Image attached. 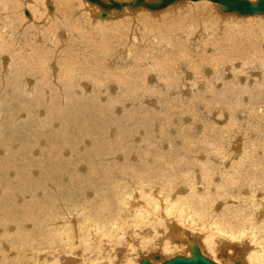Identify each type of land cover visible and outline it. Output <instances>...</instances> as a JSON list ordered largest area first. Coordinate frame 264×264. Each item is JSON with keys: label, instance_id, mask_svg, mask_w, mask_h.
<instances>
[{"label": "bare ground", "instance_id": "6f19581e", "mask_svg": "<svg viewBox=\"0 0 264 264\" xmlns=\"http://www.w3.org/2000/svg\"><path fill=\"white\" fill-rule=\"evenodd\" d=\"M31 1L32 4L28 0H0V11H3L0 12V85L6 89L9 87L12 94H17L19 88L25 95H37L29 100L31 103L26 99L10 97L17 103L20 101L18 103L20 109L17 112L13 110V114L7 115L6 122L9 125L3 131H9L14 121L17 123L29 115L30 110L27 113L23 110L34 105L38 108L42 106L40 108L42 110L47 101L48 104L43 111L38 110V115L44 114V120L37 118V121L46 122L45 119H48L52 123L53 120H60L65 125L63 124L61 132L54 131L53 134L40 127L41 135L36 136L32 129L35 126L26 121L23 126L27 133L24 129L14 130L7 137H0V156L2 157L9 149L6 156L0 159L2 178L9 183L0 197V264H73L76 258L74 260L72 256L66 258L60 251L61 245L65 244L68 245L67 252L81 254L79 251L83 250L89 257L93 254L91 261L102 258L98 256L104 246L110 248L109 253L113 254L106 257L107 264L113 260L119 264L133 262L138 264L141 257H147L143 255L135 260L137 256L143 254L147 244L156 245V241H151L152 239L148 237L151 231L155 233V238L160 237L163 240L158 241L156 246L160 258L153 261L155 264L164 259L162 254L165 252L180 245H188V241L196 239L202 254L205 251L214 258L209 257L210 259L218 260L216 261L218 263H224L226 260L232 262L238 258L245 264H264V149L259 146L260 142L264 144L260 135L264 134V130H260L261 133L257 131L262 127L260 123L264 125V112L258 114L260 107L257 106V113L251 115L256 117L254 120L257 119V126L251 127L255 136L249 140L250 148H244V140L239 136L236 138V132L233 133L238 128L233 122L239 123L238 118L241 116L237 114L235 120V116L230 117L227 111L233 122L230 121L227 125L223 123L226 125L222 126L223 128L221 125L217 126L220 130H212L208 134L203 132L202 138L198 137L199 139H189L178 132L182 142L174 146V150L157 152L156 149H151L154 146L152 136L141 135V129H148L150 122L157 118L151 115L152 118L149 120L146 111L135 109L119 118L118 113L116 115L111 111L117 112L116 104L111 106L113 104L109 101L106 106H102L101 101H97V104L91 101L95 96L93 93L87 96L90 87L83 81L86 78L92 80L94 84H105V80L114 81L122 88L117 90L122 91L121 94L118 92L117 97L113 98L114 101H119V104L127 100L131 104H142L146 102L145 95H149L155 88L157 99L165 105V115L158 120L162 121L164 129L162 142L166 141L170 145L172 139L167 134L172 129L169 131L166 127L170 128L179 122L177 120L181 119L183 113L179 109L183 106L191 112L193 118H197L195 108L204 104L205 107L212 103L218 104L220 97L224 105H229L231 102L228 100L231 97L227 98V93L233 94L235 97L233 103L238 107L241 104V93H248L249 90V85L244 84L240 87L233 80L230 84L225 83L224 90L219 92L216 90L213 93L216 95L215 98L199 100L197 98H200V95L194 98L192 94L193 97L186 102L171 96L181 87L178 71L184 68V65L187 66L184 70L194 72L193 80L186 82L187 85L205 87L210 94L214 91L211 82L223 79L222 71L228 66L230 69L234 68L236 61H240L241 67L240 73L235 67L238 74L234 75L237 77L243 70L247 71L249 66L260 67L262 73L258 78L263 81L259 84V91L264 94L263 16L253 14L254 16L239 20L232 16L236 13L231 15L230 12H224L217 3L210 0L178 1L156 10L144 7L113 8L107 10L106 17H97L96 14L101 9L89 0ZM213 5L224 14L217 16L211 14ZM76 6L84 8L80 11L79 17L74 13ZM182 8L187 15L180 17L179 22L175 21V17L184 13L180 11ZM24 10H28L25 11L26 15L23 13ZM130 13L136 17L135 21L128 19L133 17ZM16 18H19L20 24L18 22L17 24L21 28L33 25L32 31L46 25L47 29L44 30L43 36L45 43L48 42L47 39L60 40L61 44H69L72 41L70 43L72 47L77 46V55H82V59L94 57L97 62L93 66L85 61L78 62L75 55L68 56L70 53L66 50V53L61 55V62L56 60V65L52 64V70L50 69L52 72L49 73V69L45 68L50 60L48 56L50 49L35 47V41L30 48L28 43L20 44L23 34L19 32L22 29L16 27V23L12 21ZM40 19L44 22H40ZM222 19L227 22L233 19L235 22L223 24ZM75 20L80 23L85 20L84 28H87L89 23L94 25V30L98 34L105 31L99 25L111 22L112 29L107 33L109 38L107 39V36V40L104 41L108 42V45L114 43V47L126 46L125 50H121L125 57L123 60L133 61L135 67L131 70L127 68L130 71L124 70L123 74L116 71L103 73L106 66L104 67L101 61L108 59L112 47L102 43L101 39L94 42L88 40L90 38H87V33H83L82 26L76 30L66 31L65 27L72 25ZM190 25L199 28L200 31L199 36L191 37V40L188 31ZM183 33H186L185 37H182ZM122 34H127L124 40ZM57 37L59 38L56 39ZM93 44L96 46L93 52H89L88 49L92 48ZM208 47L212 50H208ZM205 65L211 67L212 76H204V73L208 72ZM150 69L157 72L158 80L153 86L147 83L151 77L147 76L151 73ZM109 88L114 89V86L109 84ZM249 108L251 110L254 107ZM106 111L111 114L99 123L97 118ZM206 117L204 127L209 122L207 120L212 118L207 114ZM244 120L248 125L252 122L249 115H246ZM71 124L76 126L78 133L95 138V144L83 150L77 149L81 146L80 141L73 142L66 136L67 126ZM130 125L135 126V129ZM153 126L155 127V123ZM113 127L119 132L115 140L109 141L106 135L111 133ZM108 128L111 131L107 133ZM225 132H229V135H224ZM51 135L55 136V139L45 146L48 149L45 151L46 161L39 167L41 174L34 175V168L39 163L33 156L36 153L40 154L37 151L40 146L38 140ZM256 135H260L261 138ZM176 136L172 135L173 138ZM18 143H21L20 147L13 150L12 147ZM138 144L147 147L140 150L136 147ZM226 150L233 153L230 157L234 160L233 166L231 164L230 171L227 172L222 170L224 166L221 167L226 162ZM65 153H68L67 157ZM9 172H13L12 179ZM216 174L219 175L216 176L219 177L218 182H215ZM238 182L243 186H239ZM22 189L29 194L41 192L42 195L36 197L37 199L22 200L16 205L13 200L27 195L19 196L25 193ZM172 220L186 221L190 232H186L184 226H178ZM248 242L251 243L253 250L246 253L247 248H250ZM187 250L189 252V245ZM13 251L15 253L10 256L8 253ZM63 256L65 260L61 259Z\"/></svg>", "mask_w": 264, "mask_h": 264}, {"label": "rangeland", "instance_id": "374dc122", "mask_svg": "<svg viewBox=\"0 0 264 264\" xmlns=\"http://www.w3.org/2000/svg\"><path fill=\"white\" fill-rule=\"evenodd\" d=\"M28 1H30V3L32 4V1L31 0H28ZM50 3V2H49ZM51 4V3H50ZM78 9V10H77ZM80 9V10H79ZM84 8L83 7H81V6H76L75 7V10H74V13L76 14V16H78L79 14H81L80 13V11H82ZM48 10V9H47ZM189 10H191V8L189 9ZM25 11H27L28 12V10H24L23 11V13H24V15H26L25 14ZM48 11H50V10H48ZM149 11V10H148ZM181 12H184V13H181L178 17H175V21H180V17H183L184 15H187V14H185V10L182 8V10H180ZM219 11V12H218ZM0 12H3V11H0ZM210 13L211 14H215L214 16H217V14H224L223 12H221L220 11V9H218V7L216 6V5H213V8H211V11H210ZM177 13H175V15H176ZM229 14V13H228ZM231 15H232V13H230ZM257 15H260V16H263V19H264V15L263 14H257ZM129 16V15H128ZM128 16H127V18H128ZM130 16H133V17H130ZM130 18H128L130 21H133V19H134V21L136 20V17L133 15V14H131L130 13ZM232 16H234V17H236V18H239V20L240 19H242V20H244L245 18H247V16H251V15H237V14H233ZM241 16V17H240ZM252 16H254V15H252ZM27 17V16H26ZM79 17V16H78ZM29 18V17H28ZM177 18V19H176ZM100 19V18H99ZM89 20H92V19H90L89 18ZM223 20V19H222ZM232 20V21H231ZM12 21H14V23H16V27H20V25H18L17 24V22L19 23V18H16V19H14V20H12ZM40 22H44V21H42L41 19L39 20ZM119 22H123V21H119ZM223 22V24H233L234 22H235V20H233V19H230V21H226V20H223L222 21ZM240 22H242V21H240ZM20 24V23H19ZM41 24V23H40ZM74 24V25H73ZM86 24V21L84 20L83 22H81L80 23V21H78V20H75L73 23H72V25H69V26H67V27H65V30L66 31H70V30H76L77 29V27H79V26H84ZM112 23L111 22H107L106 24L104 23L103 25H99V26H101V27H103L104 28V30L105 31H103L104 33H102V34H98V32H96L94 29H95V26L94 25H92V24H88L87 25V28H82V31H84L83 33H87V35L89 36H87V38H90V39H88V40H91V42H94V40H96V41H98L99 39H101V40H103V41H101L102 43H107V45H108V42H105L108 38H109V34H107V33H109L110 31H111V25ZM108 25V26H107ZM43 26V25H42ZM94 26V27H93ZM32 27H33V25H28V27H25V28H21L22 30H20L19 32L20 33H22L23 34V39H22V42H21V40H20V44H24V43H28V48H30L33 44H34V41H35V47H37V48H43L44 50H46V49H50V53L48 54V56L50 57V60L48 61V66H46V68H45V70H48L49 69V73H51L52 71V64L53 65H56V60H58V61H60L61 62V55H63V54H65L66 53V50H68L69 51V55L68 56H71V55H75V58H76V60H78V62H82V61H85V62H88V65H91V66H93L96 62H97V60L96 59H94V57H87L86 59H82V55L81 56H79V55H77V51H76V48H77V46H76V48L74 47H72V44H67V43H62L61 44V42H59L60 40H55V39H53V40H48L47 39V43H45V38H43V36H44V34H45V31L44 30H46L47 29V26L45 25V26H43L44 28H42L41 27V29H35L34 31H32ZM92 27V28H91ZM87 29V30H86ZM110 29V30H109ZM189 29L190 30H188V31H190V40H191V37H194V38H196V35L197 36H199V34H200V31L198 30L199 28H195L194 26H192V25H190V27H189ZM24 30V31H23ZM41 30V31H40ZM194 31V32H193ZM197 31V32H196ZM25 32H27V33H25ZM29 32H31V34L29 33ZM62 32H64V31H62ZM90 32V33H89ZM40 34V36H38L39 34ZM221 33V32H220ZM28 34H30V36L28 35ZM93 34H95V35H93ZM98 34V35H97ZM106 36H105V35ZM182 34V33H181ZM184 34V33H183ZM186 34V33H185ZM182 35V37H185L186 35ZM192 34V35H191ZM28 36V37H27ZM33 36V37H32ZM40 37V39H37V37ZM98 36V37H97ZM102 36V37H101ZM105 36V37H104ZM108 36V37H107ZM124 36L126 37L127 36V34H125V35H123L122 34V37H123V39L122 40H124L125 38H124ZM35 37V38H34ZM104 37V38H103ZM106 37H107V39H106ZM181 37V36H180ZM43 38V39H42ZM59 37H57L56 39H58ZM7 39V38H6ZM98 39V40H97ZM31 40V41H30ZM38 40V41H37ZM93 40V41H92ZM105 40V41H104ZM37 41V42H36ZM95 41V42H96ZM114 41V40H113ZM126 41V40H125ZM59 42V43H58ZM124 43V42H123ZM61 44V45H60ZM113 45H114V43H113ZM113 45H108L109 47H112L111 48V52H110V56L108 57V59H106V60H102L101 62H102V64L104 65V67H105V72H103V73H106V71L107 72H114V73H116V72H121L122 74L123 73H125L126 71L128 72V71H130L131 69H133L134 67H135V63L133 62V61H127V62H125L124 60H125V57H123V55L124 54H122L121 53V50L123 51V49L126 47V46H122L121 45V48H120V46H113ZM18 46H20V45H18ZM17 46V47H18ZM52 46V47H51ZM62 46V47H61ZM70 46V47H69ZM94 46H96L95 44H93L92 45V48H90V49H88V51L89 52H93V48H94ZM16 47V48H17ZM58 47V48H57ZM116 47H117V49H116ZM127 48V47H126ZM125 48V49H126ZM69 49H71L72 51H74V52H72L71 50H69ZM124 49V50H125ZM208 50H212L211 49V47H208ZM208 50H206V51H208ZM120 51V52H119ZM116 52H118L117 54H116ZM56 55H55V54ZM2 55H4V52H2L1 53ZM113 54V55H112ZM88 55V54H87ZM116 55V56H115ZM54 56V57H53ZM118 56V57H117ZM117 57V58H116ZM123 58H124V60H123ZM118 59H120V60H118ZM122 59V60H121ZM52 61V62H51ZM54 61V62H53ZM121 61V62H120ZM113 62V63H112ZM107 63V64H106ZM109 63V64H108ZM131 63V64H130ZM134 63V64H133ZM237 63H238V65H237ZM111 64V65H110ZM130 64V65H129ZM235 66H234V68L232 67V69H230V67L228 66L227 68H225L224 69V71H222V75H223V79L222 78H220L219 79V81H217V82H215V81H212L211 82V84H212V86H213V88H214V91L212 92V94H210V93H208L207 91L208 90H205V87H199V85L196 87V86H194V87H192V86H190V85H187V83L186 82H188L189 83V81L190 80H193V78H194V76H192V73H193V75H194V72L193 71H191L190 70V72H189V70H184V69H186V65H184V68H182V69H180V71H178V73H179V75H180V77H181V80H180V83H179V85H181V87H179L178 89H176L174 92H173V94H171V96H175V97H178L179 99H181V100H184V101H188V100H190L192 97H193V95H194V98L197 96V95H200V98H197V99H205V100H209V99H212V98H215L216 97V95L215 94H213L214 92H216V90H217V92H219V90H224L223 88H224V86L226 85V84H230V82L231 81H235L236 82V84L238 85V86H240L241 87V85L243 86L244 84H246V85H249L248 86V93L247 92H245V93H241V96H240V105L237 107L233 102L235 101L234 99H235V97L233 96V94H230V93H227L226 94V96H227V98H230L228 101H230L231 103V106H230V104L229 105H224L223 104V102L224 101H221V98L222 97H220V99H219V101H220V103H218V104H214V103H212V104H208V106L207 107H205V104H204V106H200L199 108H195V112L197 113V118H193V116H192V114H191V112H189V110L188 109H186V107L185 106H183L181 109H179L180 111H183V113H182V117H181V119L179 118L177 121H179L177 124H175V126H173V125H171L170 126V128H168V127H166V129L167 130H169V131H171V129H172V131L169 133V134H167V136L169 137V138H171L172 139V141H171V143H170V145H169V143H167L166 141H165V143H163L162 142V135H163V133H164V129L162 128L163 127V125H162V121H158V120H160V119H162V117L165 115V113H164V109H165V105L164 104H161V102L159 101V99H157V92H155V88L152 90V92L148 95H145V99H144V101L146 100V102H143L142 104H139V103H137V104H131L128 100L127 101H124V103H121V104H119V101H114V97H117V94H118V92L121 94V92L122 91H118L117 92V90L119 89V90H122V88H120L114 81H107V80H105V84H99V83H96V84H94L93 83V81L92 80H90L89 78H86V79H83V81H85L86 83H87V85H89V87H90V89H89V91L90 92H88L87 93V96H89L90 94H92L93 93V95L95 96L94 98H92V100L91 101H94V104H97V101L98 102H100L101 101V105L102 106H106L107 105V103L110 101V103L111 104H113V105H111V106H114V104H116L115 105V107H116V109H117V112H115V110H111V111H113L116 115H117V113H118V117L119 118H121L123 115H126V114H128L129 112H132V111H134V109L135 110H137V111H141V110H143V111H146L147 113H148V118H149V120H151V118H152V116H154L155 118H157V119H154V120H152L151 122H150V124L148 125V129H141V135L142 134H147V136H152L151 137V140H152V142H153V145L154 146H152V150L153 149H156V151L158 152V150H159V152H164V151H167V152H169V151H172V150H174V146H177V145H179L182 141H181V137L180 136H178V132L179 133H181V135L183 136V137H186L187 136V138H189V139H191V138H195V139H199V138H202V134L201 133H203V132H205V133H209L210 131H212V130H220L219 128L220 127H217V126H220L221 125V127L223 126H226L227 125V123L228 122H230V121H232L233 122V120H232V118H230V117H234L235 116V120H236V118H237V114H239L240 116H241V118L239 117L238 118V121H239V123H237V121H235V122H233V123H235V126L236 127H238V128H236V130L233 132V133H235L236 134V138L239 136L240 138H242L243 140H244V144H243V146H244V148L246 147V148H250L251 147V141H249V140H251L254 136H253V134H254V131L252 130V128H253V126H257V124H256V122H257V119L256 120H254L256 117L255 116H252L251 117V115H253V114H255V113H257L258 112V114L260 113L261 114V112L263 111L264 112V94L263 93H261L259 90H260V86H259V84L261 83V81H263V79L261 80L260 78H258L260 75H261V73H262V69L260 68V67H255V66H249L248 68H247V71H244L243 70V72L241 73V74H239L238 76L240 77H237V76H235L234 74L235 73H237L238 74V72H239V69H241V67L239 66L240 65V61L238 62V61H236L235 63ZM125 65H126V67H125ZM132 65V66H131ZM116 66V67H115ZM122 66H124V67H122ZM121 67V68H120ZM146 67V66H145ZM205 67V69H206V71H208V72H206V73H204L205 75L204 76H206V77H209V76H212V69H211V67H209V66H207V65H205L204 66ZM235 67H236V70H237V68H238V72H236L235 71ZM116 68H117V70H116ZM127 68H130V70H128ZM253 68H255V69H253ZM51 69V70H50ZM122 69V70H121ZM227 69V70H226ZM234 69V70H233ZM259 69V70H258ZM124 70H125V72H124ZM151 70V69H150ZM233 70V71H232ZM254 70H256V72L254 71ZM116 71V72H115ZM210 71V72H209ZM235 71V72H234ZM253 71V72H252ZM258 71V72H257ZM261 71V72H260ZM151 73H149L147 76H149L150 77V75H151V77H150V79L147 81V83L148 84H150V85H152L153 86V84H155L154 82L156 81V80H158L157 79V72L155 71V70H151L150 71ZM234 72V73H233ZM248 72V73H247ZM252 72V73H251ZM227 73V74H226ZM232 73H233V75L236 77H234V76H232ZM240 73V72H239ZM185 74H187V75H185ZM190 74V75H189ZM236 74V75H237ZM246 74H248V75H246ZM249 74H252V76L250 75L249 76ZM256 74V75H255ZM182 75V76H181ZM225 75V76H224ZM189 76V77H188ZM229 76H231V77H229ZM243 76H244V78H243ZM249 76V77H248ZM185 77H186V79H185ZM257 77V78H256ZM145 78V77H144ZM148 78V77H147ZM146 78V79H147ZM152 78V79H151ZM185 80H184V79ZM185 81V82H183V81ZM225 80H226V82H225ZM242 80V81H241ZM250 80H252V81H250ZM248 81H250V82H248ZM183 82V83H182ZM226 83V84H225ZM94 85V86H91V85ZM109 84L111 85L112 84V86H114V89H110L109 88ZM114 84V85H113ZM216 84V85H215ZM220 84V85H219ZM240 84V85H239ZM251 84V85H250ZM218 86V87H217ZM232 86V85H231ZM0 87H1V89H0V101H1V106H0V137H7L8 135H10V133H12V131H14V130H21V129H24V131H25V133H27V130L24 128V123L26 122V121H30L35 127H32V129H33V134L34 135H36V136H40L41 135V132H42V130H41V128L40 127H43L44 129H45V131H48L50 134H53L54 133V131H57L56 133H58V132H61L62 130H63V127H64V123H62L60 120H53L52 121V123H51V121L50 120H48V119H45L46 120V122H39V121H37L38 119L37 118H39V119H43L44 120V118H43V116H44V114L42 115V117H41V115H38V110H40V108H42V106H40L39 108L38 107H36L35 105L34 106H32V107H28V108H26L25 110H23L25 113H27V111H29V115H27V117H25V118H22V119H17V120H19V121H17V123H16V121H14L13 122V124H11V129H9V131H7V130H5V131H3V129L4 128H6V126H8L9 125V123L8 122H6V119H7V115H9V114H13V110H15L16 112L20 109V106L18 105V103L20 102H16L14 99L13 100H11L10 99V97L11 96H13V97H18L19 99H26L27 101H29V100H32V99H34L35 97L34 96H37V95H34V94H32V95H25V94H23V93H21V91L19 90V88H18V92H17V94H12V92H11V89L9 88V87H7V89L5 88V87H3L2 85H0ZM93 87H96V88H93ZM119 87V88H118ZM157 87V86H156ZM159 87V86H158ZM233 87V86H232ZM257 87H259V88H257ZM80 88H81V90H82V87L80 86ZM217 88V89H216ZM257 88V89H256ZM188 91H187V90ZM195 89H196V91H195ZM110 90V91H109ZM114 90V91H113ZM180 90V91H179ZM184 90H186V91H184ZM189 90H190V92H189ZM201 90H202V92H201ZM204 91V92H203ZM251 91V92H250ZM138 92V91H137ZM162 93H164V91H161ZM188 92V93H187ZM253 92V93H252ZM139 93V92H138ZM221 93H224V91H221ZM252 93V94H251ZM256 93V94H255ZM140 94V93H139ZM167 94V93H166ZM188 94V95H187ZM193 94V95H192ZM246 94V95H245ZM102 95V96H101ZM204 95V96H203ZM252 95V96H251ZM104 97L103 99L101 98V97ZM141 97H142V94L140 95ZM147 96H148V98H147ZM163 96V95H162ZM161 96V97H162ZM243 96H245V97H243ZM258 96V97H257ZM97 97V100H95V98ZM212 97V98H211ZM252 97H255V99H253ZM99 98V99H98ZM189 98V99H188ZM82 99V98H81ZM80 99V100H81ZM250 99V100H249ZM87 100V99H86ZM104 100V101H103ZM148 100V101H147ZM233 100V101H232ZM254 100V101H253ZM81 101H83V99L81 100ZM90 101V102H91ZM257 101V102H256ZM261 101V102H260ZM102 102H104V103H102ZM113 102V103H112ZM116 102V103H115ZM128 102V103H127ZM255 104H254V103ZM29 103H31V101H29ZM149 103V104H148ZM152 103V104H151ZM154 103V104H153ZM46 104H48V101L47 102H45V105H43L44 107L46 106ZM151 104V105H150ZM254 104V105H253ZM257 104V105H256ZM30 105V104H29ZM154 105V106H153ZM156 105V106H155ZM218 105V106H217ZM243 105V106H242ZM261 105V106H260ZM164 106V107H163ZM221 106V107H220ZM256 106V107H255ZM257 106L258 107H260V108H263V109H261L260 110V108H259V111H257L258 110V108H257ZM44 107H43V109H44ZM119 107V108H118ZM203 107V108H202ZM218 107V108H217ZM227 107H228V109H227ZM249 107H254L253 109H251V110H249L250 108ZM207 108H208V110H207ZM209 108H210V110H209ZM216 108V109H215ZM244 108V109H243ZM43 109L42 110H40V112H42L43 111ZM145 109V110H144ZM206 109V110H205ZM230 109V110H229ZM231 109H232V111H231ZM243 109V110H242ZM185 110V111H184ZM200 110V111H199ZM201 110H203V111H201ZM212 110V111H211ZM222 110V111H221ZM234 110V111H233ZM249 110V111H248ZM192 112H193V110H191ZM208 112V113H206V112ZM221 111V112H220ZM228 111V112H227ZM231 113H230V112ZM238 111H240L239 113H238ZM246 111V112H245ZM250 111L252 112V114L250 113ZM257 111V112H256ZM204 112V113H203ZM230 115V117H229V115L227 114V113ZM237 112V113H236ZM262 112V113H263ZM196 113H195V115H196ZM201 113V114H200ZM214 113V114H213ZM218 113V114H217ZM228 115H226V114ZM241 113H242V115H241ZM248 113V114H247ZM31 114V115H30ZM108 114H111V112H109V111H106L105 113H103V114H101V117L99 116V118H97V121L99 122V121H103L104 119H106L107 118V116H108ZM183 114H185L184 116H183ZM194 114V113H193ZM205 114V115H204ZM206 114L207 115H209V116H211L212 118L211 119H208L207 121H209V122H207V125H205V127H204V125H203V122L204 121H206ZM19 115H21V113L19 114ZM152 115V116H151ZM187 115V116H186ZM219 115L221 116V117H219ZM246 115L248 116H250V121H252V122H250L249 123V125L245 122V118H246ZM199 116V117H198ZM200 116H201V118H200ZM203 117V118H202ZM104 118V119H103ZM214 118H216V119H214ZM243 118V119H242ZM26 119V120H25ZM187 119V120H186ZM230 119V120H229ZM122 120V119H121ZM120 120V121H121ZM184 120V121H183ZM199 120V121H198ZM201 120V121H200ZM48 121H50L49 122V124H48ZM56 121V122H55ZM119 121V120H118ZM124 121V120H123ZM122 121V122H123ZM157 121V122H156ZM195 121H197V122H195ZM214 121H215V123H214ZM243 121H244V123H243ZM55 122V123H54ZM122 122H121V124H122ZM199 122H201V123H199ZM211 122V123H210ZM221 122H222V124H221ZM100 123V122H99ZM118 123H120V122H118ZM154 123H155V127L153 126L154 125ZM156 123H157V125H156ZM181 123V124H180ZM187 123V124H186ZM226 124V125H224V124ZM242 124V126H241V124ZM246 123V124H245ZM52 124V125H51ZM64 124V125H63ZM201 124V125H200ZM214 124H216V125H214ZM236 124H238V125H236ZM254 124H256V125H254ZM123 125V124H122ZM209 125H210V129H209ZM253 125V126H252ZM260 126H262L260 129H258L257 131L258 132H262V131H260V130H264V125H262V123H260L259 124ZM17 127V128H14V127ZM67 126V125H66ZM181 126V127H180ZM195 126V127H194ZM197 126H198V131H197ZM206 126H207V128H206ZM249 126V127H248ZM76 126L75 125H73V124H71V125H69V126H67V129H66V133H67V137H69V139L71 140V141H73V142H77V141H80V147H77V149H79V150H83V148H88L89 146H92V145H94L95 144V142H96V140H95V138H93V137H91V138H89V137H86L85 135H83L81 132H79L78 133V131H77V129L75 128ZM130 127L132 128V129H135V126H131L130 125ZM151 127H153V128H151ZM190 127V128H189ZM201 127V128H200ZM222 127V128H223ZM240 127V128H239ZM243 127V128H242ZM252 127V128H251ZM52 128V129H51ZM66 128V127H65ZM204 128V129H203ZM216 128V129H215ZM246 128V129H245ZM180 129V130H179ZM194 129V130H193ZM207 129V130H206ZM242 129V130H241ZM256 129V128H255ZM35 130V131H34ZM179 130V131H178ZM202 130V131H201ZM240 130V131H239ZM111 130L108 128L107 129V133L108 132H110ZM186 131V132H185ZM192 131V132H191ZM208 131V132H207ZM244 131V132H243ZM119 131H118V129H116V128H112V131H111V133H109L108 135H106V136H108L109 137V141H112V140H115L116 139V137H117V133H118ZM174 132V133H173ZM177 132V133H176ZM156 135H155V134ZM187 133H188V135H187ZM264 133V132H263ZM136 134H137V132H136ZM185 134V135H184ZM201 134V135H200ZM225 134H227V136L229 135V132H225L224 133V135ZM172 135L174 136H178V138H177V136L176 137H172ZM193 135V136H192ZM247 135V136H246ZM260 135H262V139L264 140V134H260ZM260 135H256V137H260L261 138V136ZM84 138H83V137ZM244 136V137H243ZM199 137V138H198ZM246 137H247V139H246ZM80 138V139H79ZM89 138V139H88ZM160 138V139H159ZM228 138V137H227ZM55 139V136H50V137H48V138H46V137H44L43 139H39L38 140V143L40 144V146L38 147V149H37V151L38 152H40V154H34V153H32V154H34L33 156L39 161V163H37V167L36 168H34V171H35V173H34V175H37V174H41V171H39V170H41V168H39L40 166H43V164H44V162L46 161V155H47V153L45 152L47 149H46V145L47 144H49L50 142H51V140L53 141ZM79 139V140H78ZM83 139L85 140V141H83ZM178 139V140H177ZM229 141V143H231V140L230 139H228ZM258 140H261V139H258ZM41 141V142H40ZM159 141H161V142H159ZM181 141V142H180ZM248 142H249V144H248ZM264 142V141H263ZM162 143H163V145H162ZM261 144H259V146L260 147H262L263 149H264V144L262 143V142H260ZM20 144L21 143H18L17 145L15 144L13 147H12V149L14 150V149H18V147H20ZM263 144V145H262ZM43 145V146H42ZM163 146V147H162ZM165 146V147H164ZM136 147L138 148V149H140V150H144V149H146V147L147 146H145V145H136ZM226 148H228V146L226 147ZM232 148V147H231ZM230 148V149H231ZM163 149V150H162ZM233 149V148H232ZM234 150V149H233ZM8 151H9V149L8 150H6L5 151V154H3V156L2 157H5L6 156V154L8 153ZM36 151V152H37ZM228 150H226L225 151V157H226V162H224L223 163V165H221V167L222 166H224V167H222L223 169L222 170H224L225 172H227V171H230L229 169H230V167H231V164H232V166H233V162H234V160L232 159V157H230L233 153L232 152H230V151H228ZM258 151V150H257ZM213 153H214V150L212 151ZM42 154V155H41ZM198 154V153H197ZM229 154V155H228ZM30 154H27V156H29ZM66 155V156H65ZM65 155H63V156H65V157H67L68 156V153H65ZM259 156H261V153H259ZM2 157L0 156V159H2ZM227 159H228V162H227ZM233 161V162H232ZM236 163V162H235ZM229 164V165H228ZM138 167H140V166H138ZM39 171V172H38ZM36 172H38V173H36ZM216 176H219L218 174H216L215 175V182H218V178L219 177H216ZM9 177L12 179L13 178V172H9ZM9 183L8 182H5V180H3V178H2V175H1V172H0V197H1V195H2V192H3V190L7 187V185H8ZM238 185L239 186H241L242 185V183L241 182H238ZM243 186V185H242ZM241 186V187H242ZM23 190V189H22ZM211 190H213V188L211 189ZM237 190V189H236ZM25 193H21L19 196H22L23 194H27V195H24V197H20V198H17L16 199V201L15 200H13V203H16V205H19L21 202H22V200H28V199H30V198H32V199H37L36 197H41V195H42V193L40 192V194L39 193H31V194H29V193H27V191L26 190H23ZM46 191H48L47 190V188H46ZM54 191V190H53ZM236 192V191H235ZM237 195V194H236ZM82 196H84V195H82ZM21 199V200H20ZM11 201V200H10ZM219 202H221V200H219ZM221 207H223V205L221 206ZM172 221H174V223L176 224V225H178V226H181V227H183L184 226V230L186 231V232H190L189 231V229L190 228H187L188 226H189V224H187L186 223V221L185 222H177L176 220H172ZM184 223V224H183ZM186 227V228H185ZM33 228V227H32ZM198 228V227H197ZM166 232H168V230L166 231ZM149 237V239L151 240V241H153V240H155L156 241V245L155 246H153L152 245V243H148L147 244V247H145V249H144V252H143V254L142 255H139V257L137 256V258L135 259V260H138L141 256H143V255H147V257H150V255L151 254H153V253H156V254H159V252H157V247L156 246H158V241L160 242V241H163L160 237H158V238H155V233L154 232H152L151 231V233H150V235L148 236ZM152 237V238H151ZM190 238V237H189ZM194 239V238H193ZM202 240V239H201ZM196 241H197V239H196ZM197 243L199 244V242L197 241ZM202 244H203V242H202ZM91 245H93L92 243H91ZM187 245V244H186ZM186 245H180L179 247H177V248H174V249H172V250H170V251H167V252H165L164 254H162V257L163 258H166V257H169V256H174V255H184V253H186L185 255H189V252H188V245L186 246ZM248 245L250 246V248H247V252L246 253H249L250 251H252L253 249L251 248L252 247V245H251V243L250 242H248ZM67 247V248H66ZM79 249V248H78ZM66 250V251H65ZM67 250H68V245L67 244H65V245H61V250L60 251H62V255H64L66 258H68V256H72V257H74L73 258V264H107V256H108V254L110 255V256H112L113 254L112 253H109V250H110V248H106V247H104V246H102V253H100L99 254V256L98 255H96V256H98V257H102L101 259L99 258V260L97 259V260H93V261H91L92 260V257H94L93 256V254L89 257V256H87V254L86 253H84L83 252V250L82 251H79V253H81V254H78V253H71V252H67ZM106 250V251H105ZM145 250H147V251H145ZM118 252V251H117ZM171 252V253H170ZM15 253V251H13V252H9L8 254L11 256L12 254H14ZM146 253V254H145ZM188 253V254H187ZM78 254V255H77ZM86 254V255H85ZM204 254L205 255H207V257H210V258H212V259H214L212 256H209L205 251H204ZM75 255V256H74ZM161 255V254H160ZM63 256V257H64ZM63 257L61 258L62 260H65V257H64V259H63ZM81 257H82V259H81ZM114 258H115V256H114ZM69 259H71V258H69ZM87 259V260H86ZM91 259V260H90ZM223 259V258H222ZM236 259H238V258H236ZM153 261H158L159 259H152ZM216 261H218V260H216ZM223 261V260H222ZM227 261V260H226ZM226 261H223L224 263L226 262ZM242 262H243V260H241ZM58 262H60V260L58 261ZM112 264H119L116 260H113L112 262H111ZM110 263V264H111ZM227 264H229V263H231L230 261H228V262H226ZM225 263V264H226ZM244 264H245V262H243ZM125 264H129V263H125ZM131 264H135L134 262L133 263H131Z\"/></svg>", "mask_w": 264, "mask_h": 264}, {"label": "water", "instance_id": "95a60500", "mask_svg": "<svg viewBox=\"0 0 264 264\" xmlns=\"http://www.w3.org/2000/svg\"><path fill=\"white\" fill-rule=\"evenodd\" d=\"M100 7V12L96 14L97 17L108 16L107 10L122 9L124 7L129 9H136L144 7L151 10L161 9L169 4L184 0H89ZM219 5V8L224 12L236 13L238 15H253L264 14V0H210ZM189 255H174L172 257L164 258L159 264H225L218 263L209 257L202 254L199 249L197 241H188ZM159 255L153 253L150 257H141L138 264H155L152 259H159ZM229 264H243L240 260H233Z\"/></svg>", "mask_w": 264, "mask_h": 264}]
</instances>
